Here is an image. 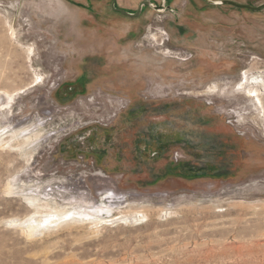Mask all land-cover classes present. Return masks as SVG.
<instances>
[{"label": "rangeland", "instance_id": "374dc122", "mask_svg": "<svg viewBox=\"0 0 264 264\" xmlns=\"http://www.w3.org/2000/svg\"><path fill=\"white\" fill-rule=\"evenodd\" d=\"M143 1L0 0V264H264V9ZM31 191L103 219L8 226Z\"/></svg>", "mask_w": 264, "mask_h": 264}, {"label": "bare ground", "instance_id": "6f19581e", "mask_svg": "<svg viewBox=\"0 0 264 264\" xmlns=\"http://www.w3.org/2000/svg\"><path fill=\"white\" fill-rule=\"evenodd\" d=\"M213 3L220 4V2H218V3L213 2ZM161 12H163V10L159 11V13H161ZM30 52L31 51L29 50L28 51L29 55H30ZM251 80L254 82L253 83H247V81H245L244 83L241 82L239 84V86L241 89H243L247 92L249 97H252L255 100L254 103L261 104L260 95L262 93L264 94V80H262L261 82H258L257 78H255L254 80L253 79H251ZM210 88H207V90ZM237 88H238V86H237ZM212 90H214V89H212ZM262 97H264V96H262ZM252 106H253V104H252ZM257 109H259V108H257ZM29 129L30 128H25V129H22L21 131H18V130L14 131L13 130V131H9V132L4 131V130H0V144L2 142H4V139L2 137L4 135H8V136H6V138H8L7 142L6 143L4 142V144H7L8 146H10L11 149L16 150L18 152V155L26 156V154H28V152L32 148L31 147L32 143L34 141L36 142L38 140V136H39V134L33 133L32 129L31 130H29ZM24 131H26V134H22L21 139H18L17 136L20 133H23ZM11 142H16V143L13 145H10ZM27 176L28 175H26V177ZM8 187H9L10 191H15L17 188L20 189L19 185H18V181H16L15 178L11 179L10 182H8ZM21 192L23 193V191H21ZM43 195H45V191H44ZM42 196L40 197L39 194H37L36 192H32V191L29 193L22 194L24 201L28 205V206H26V208L33 210V212L35 211V213L32 212L31 214L24 217L23 219L16 218V219L8 220V222H7L8 226H16V227H21V228L23 227L22 229L27 230L30 235H38L40 233L48 231L49 229H54V228L60 227L61 225H63V223L65 224L68 221H78V222L83 223V222L91 220L90 223H97L99 221H102V219H103V218L99 217L100 216L99 214H96V213L92 214L86 209L82 210L81 208L77 209V208H73V207H72L73 209L72 208L65 209L66 207L63 208V206L61 208L60 205H58V206H57V204L54 205L52 203L53 201L51 202V200H48L47 197L44 198ZM109 213H111L110 210H108L107 214H109ZM133 217H134V215H133ZM123 218H125V217L121 216L120 219H123Z\"/></svg>", "mask_w": 264, "mask_h": 264}, {"label": "water", "instance_id": "95a60500", "mask_svg": "<svg viewBox=\"0 0 264 264\" xmlns=\"http://www.w3.org/2000/svg\"><path fill=\"white\" fill-rule=\"evenodd\" d=\"M207 2H209L212 5H229V6L238 8V9H245V10L252 11V12H259V11H261V10L264 9V4H261L259 6H251V5H245V4H237L235 2L227 1V0L226 1H221L220 4H215L212 1H207ZM162 6L163 5H160V6L156 7V6H153L150 2L143 1V2H141L138 5L137 11L135 13H133V14L128 13L126 11H123L121 9L115 8V0H112V3H111V6L110 7H111V10L112 11L117 12V13H120L121 15H123L125 17L136 18L137 16H139L142 7L152 8L154 11H156L157 13H159V11L161 10V7Z\"/></svg>", "mask_w": 264, "mask_h": 264}, {"label": "flooded vegetation", "instance_id": "af4514ba", "mask_svg": "<svg viewBox=\"0 0 264 264\" xmlns=\"http://www.w3.org/2000/svg\"><path fill=\"white\" fill-rule=\"evenodd\" d=\"M111 3H112V2H111ZM237 4H239V3H237ZM115 5H116V0H115ZM110 6H111V5H110ZM115 8H116V7H115ZM142 8H143V7H142ZM142 8H141V9H142ZM110 9H111V7H110ZM123 11H124V10H123ZM161 11H162V10H161ZM113 12H114V11H113ZM116 13H117V12H116ZM119 14H120V13H119Z\"/></svg>", "mask_w": 264, "mask_h": 264}, {"label": "crops", "instance_id": "0c3cea01", "mask_svg": "<svg viewBox=\"0 0 264 264\" xmlns=\"http://www.w3.org/2000/svg\"><path fill=\"white\" fill-rule=\"evenodd\" d=\"M171 171V170H170Z\"/></svg>", "mask_w": 264, "mask_h": 264}]
</instances>
